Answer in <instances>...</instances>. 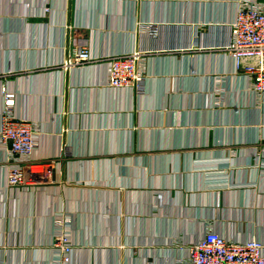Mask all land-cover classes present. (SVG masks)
Wrapping results in <instances>:
<instances>
[{
	"label": "crops",
	"instance_id": "0c3cea01",
	"mask_svg": "<svg viewBox=\"0 0 264 264\" xmlns=\"http://www.w3.org/2000/svg\"><path fill=\"white\" fill-rule=\"evenodd\" d=\"M239 1L0 0V115L5 87L52 172L8 188L0 144V264L185 263L208 231L264 244V93L225 49ZM78 47L142 53L140 91L109 87L107 58L62 66Z\"/></svg>",
	"mask_w": 264,
	"mask_h": 264
},
{
	"label": "built area",
	"instance_id": "2783aa9c",
	"mask_svg": "<svg viewBox=\"0 0 264 264\" xmlns=\"http://www.w3.org/2000/svg\"><path fill=\"white\" fill-rule=\"evenodd\" d=\"M50 7L44 6L49 13ZM225 49L234 61L237 74L244 75L250 88L264 93V0H240L231 25L230 39ZM105 60V59H100ZM87 48L78 47L62 66H81L100 61ZM139 53H119L107 58V85L113 88H134L140 91L143 80L138 69ZM3 110L0 115V144L8 151V188L29 189L51 180L48 161L33 157L36 145L35 124L14 116V95L2 87ZM53 247L61 252L64 263L69 261L71 245L63 235H57ZM177 264H264V244L256 239L232 241L208 231L203 238L189 246L187 261Z\"/></svg>",
	"mask_w": 264,
	"mask_h": 264
},
{
	"label": "rangeland",
	"instance_id": "374dc122",
	"mask_svg": "<svg viewBox=\"0 0 264 264\" xmlns=\"http://www.w3.org/2000/svg\"><path fill=\"white\" fill-rule=\"evenodd\" d=\"M155 29V26H154V28L153 27H150L149 28V30H154ZM131 53H135V52H131ZM136 53H139V60H138V69L141 71V67H140V61H141V57H142V53H140V52H136ZM112 56V55H111ZM103 58H109V57H100L98 60H100V59H103ZM107 60V59H106ZM142 77L144 78V75L142 74ZM130 88V87H129ZM137 92H139V91H137Z\"/></svg>",
	"mask_w": 264,
	"mask_h": 264
}]
</instances>
